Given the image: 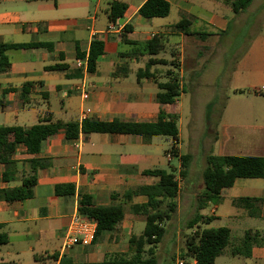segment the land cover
<instances>
[{"label": "crops", "instance_id": "obj_1", "mask_svg": "<svg viewBox=\"0 0 264 264\" xmlns=\"http://www.w3.org/2000/svg\"><path fill=\"white\" fill-rule=\"evenodd\" d=\"M112 1L0 0V43L23 45L5 51L9 66L0 71V127H29L47 115L63 121L96 118L132 122H153L160 112L176 111L178 115L176 99L172 104L157 102V82L166 81L169 71L181 73L184 60L190 57L202 59L195 63V84L211 86L221 72L218 81L222 89L235 83L232 94L246 96L241 100V113L229 117L226 103L214 114L218 124L209 127V137L214 145L222 139L223 146L211 154L264 157V33L256 30L264 14V0H252L238 13L223 0H166L170 5L168 15L154 18L138 13L145 0H119L126 3V10L111 22L108 8ZM181 20L188 25L174 27ZM247 22L246 33L253 36L232 67L225 70L222 37L238 33ZM95 39L103 42L104 50L95 71L88 72L85 66H76V60L82 55L86 63ZM153 39H157L154 43L160 45L159 50L149 54L145 43ZM162 47L170 50L163 52ZM150 58L171 59L173 63L168 64L172 68L154 64L148 68L153 77L138 76ZM60 64L66 68H47ZM80 84H84L86 98L77 89ZM204 115L206 119L211 117L207 112ZM236 133L241 141L228 140L237 138ZM161 136L165 135L91 132L65 141L63 134L57 133L42 142L37 153H29L19 143L11 153L2 154L6 162L0 160V190L20 186L30 174L31 160L37 162V180L29 198H0V264H59L64 258L74 263H96L108 255L130 256L129 238L141 234L145 225L144 216L134 212L132 206L145 203L147 196H127L126 192L157 181L144 171L166 170L160 166L161 150L167 157L174 146L178 172L181 169L177 138H172L169 149L164 148ZM190 166L189 162L187 173ZM64 184L73 185V194L55 192L56 185ZM198 185L204 187L203 177ZM178 186L179 194V180ZM81 194L90 195L95 206H121L123 218L112 231L99 232L91 244H77L63 251L65 228L70 216L78 211ZM188 195L193 197L186 199ZM195 195L189 190L184 202L176 197L171 219L178 214L176 219L180 221V214L192 209L188 220L195 212ZM208 204H212L213 220H226L224 227L230 230L229 247L214 264H264V244L251 246L247 257L231 253L245 231L264 232V176L237 178L222 190L217 202ZM203 209L200 213L207 215L201 212ZM186 261L196 264L193 258Z\"/></svg>", "mask_w": 264, "mask_h": 264}, {"label": "trees", "instance_id": "obj_2", "mask_svg": "<svg viewBox=\"0 0 264 264\" xmlns=\"http://www.w3.org/2000/svg\"><path fill=\"white\" fill-rule=\"evenodd\" d=\"M230 5L235 13L244 11L252 0H223ZM126 3L113 0L108 8V18L115 22L122 17L126 10ZM170 5L166 0H145L138 9V13L147 18L164 17L168 15ZM188 21L181 20L174 27L185 28ZM157 39L147 41L145 49L149 54H155L159 50ZM23 45H7L0 43V71L9 66V60L5 51L10 47H22ZM25 46V45H24ZM103 42L92 40L86 58V70L94 72L97 58L103 53ZM80 59L84 57L80 55ZM166 64L164 59L150 58L146 69L140 70L138 76L153 77L154 73L149 72V67L154 64ZM173 60H170V64ZM48 70L66 68L63 64L51 65ZM167 80L157 82L159 91L156 100L159 104H172L180 93L178 74L167 73ZM177 112H160L153 122H132L119 119L100 120L96 118H84L78 120H53L50 115L42 117L36 124L29 127L12 126L0 127V160H4L2 154L11 153L15 146L22 143L29 153H37L42 142L49 136L62 133L65 141L77 139L80 133H137L144 135H165L173 139L177 138ZM11 137L9 141L8 138ZM174 156L177 150L174 146L170 149ZM181 169L179 174L185 176L191 159L190 154L179 156ZM6 162V161H5ZM30 174L22 180L20 186L0 190V198L6 200H24L33 194V186L36 183L37 162L30 161ZM144 174L157 177V181L150 185H142L135 190L126 192V195L143 194L147 201L142 204H135L132 210L144 216L145 225L141 234L131 235L129 244L132 248L130 256L121 254L108 255L100 262L74 263L68 259H62L59 264H157L156 247L165 234L164 222L171 219L176 211L178 195V180L173 170L151 169L144 171ZM264 176V157L249 155H216L208 154L206 166L203 169L202 177L204 182L203 190L197 195L195 212L186 221V228L191 231L185 235V248L181 253V259L187 263L188 258H193L196 264H214L216 257L230 242V230L227 227H200V224L211 222L214 217L202 215L200 210L208 203H215L221 198L223 189L232 186L237 178H260ZM57 194L70 195L74 192L71 184L56 185ZM238 200H248L239 198ZM78 212L86 218L96 222V231L93 238L101 231H112L123 218L121 206L101 207L95 206L92 197L88 194L80 195ZM92 241V242H93ZM264 244V232L247 230L244 232L238 246L232 248V254H240L245 257L250 255V248L253 245Z\"/></svg>", "mask_w": 264, "mask_h": 264}, {"label": "rangeland", "instance_id": "obj_3", "mask_svg": "<svg viewBox=\"0 0 264 264\" xmlns=\"http://www.w3.org/2000/svg\"><path fill=\"white\" fill-rule=\"evenodd\" d=\"M261 24L256 28L257 32L264 33V14L261 16ZM247 24L240 29V31L231 36L226 35L222 37V41L225 42L226 53L222 59V63L227 67H232L235 58H237L248 46L250 38L253 35L249 36L246 33ZM195 27V25H194ZM192 28V27H191ZM196 28V27H195ZM162 47L161 50L163 52L169 51L170 49ZM174 49L173 47L171 48ZM171 60V59H170ZM170 60L167 61V64L163 65L162 63H158L159 67L162 68H172L170 64ZM175 61V59H174ZM197 61V62H196ZM202 61V59H191L190 57L184 60L183 71L178 74L179 83H180V93L177 96L176 100L178 103L179 114L177 116V127L179 130V134L177 137V145L181 154H190L192 157L190 159L191 166L189 168L188 173H186L185 177H182L178 172L179 159L171 153L169 150L167 153L168 159L172 158V161H168L167 157L163 154L161 150L159 155L162 160V164L160 165L162 168L167 171L173 170L175 176L178 178L179 183L182 185L181 192L177 195V197L184 202L187 192L195 191L196 197L199 194L200 190H203V187L198 185V181L202 180V172L205 167V158L206 155L211 152H217L220 147L223 146V140L221 139L218 144H213V139L209 137V127L213 126L214 128L218 122L215 121L216 117L214 114L217 113V110L220 112L223 110L222 105L227 103V113L230 114L229 117L237 115L241 113V109L244 107L242 104L243 99L246 98L245 95H233L232 87L235 83L231 84V87L226 89H222L221 84L219 83V79L221 74L215 76L216 82H210L211 86H206L205 84H195L198 80L196 79V74L198 71V67L195 63ZM221 69V68H219ZM219 72V71H218ZM205 79L209 78L208 75L204 76ZM210 81V80H209ZM208 82V81H206ZM229 96V99L226 97ZM207 117L211 115V117H205L204 113ZM206 119V121H205ZM211 136V135H210ZM237 138L228 139L231 142H236L235 140L241 141V137H238V133H236ZM161 143L164 144V148H169L174 143L172 137L161 136ZM225 147V146H224ZM193 196L188 195L186 199H191ZM189 203V202H188ZM212 204H208L201 212L207 215H210V209ZM192 209L186 210L184 213L180 214L179 220L177 221L176 214L172 219L165 221L163 224L165 226V234L156 249V258L157 264H174V262L181 258V253L185 248V235L190 232L191 229L186 228V220L189 216L188 213H191ZM184 210H181V212ZM189 219V218H188ZM181 223L180 226L177 225ZM227 221L222 219L212 220L207 224H203V227H221L226 226ZM177 228L180 230V233L177 234ZM183 232V233H182ZM236 233L232 234V237H235ZM229 246H226L227 249Z\"/></svg>", "mask_w": 264, "mask_h": 264}, {"label": "built area", "instance_id": "obj_4", "mask_svg": "<svg viewBox=\"0 0 264 264\" xmlns=\"http://www.w3.org/2000/svg\"><path fill=\"white\" fill-rule=\"evenodd\" d=\"M76 66H85L86 63L82 59L76 60ZM77 89L81 91V95L86 98L87 92L84 84L77 86ZM96 231V222L91 218H86L81 215L78 211L72 214L69 218L68 224L66 225L62 250H68L74 245H89L92 243ZM174 264H187L183 259L178 258Z\"/></svg>", "mask_w": 264, "mask_h": 264}]
</instances>
